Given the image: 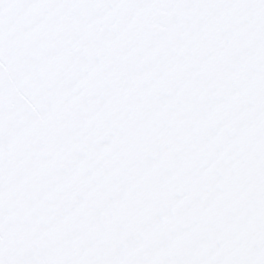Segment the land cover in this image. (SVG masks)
I'll use <instances>...</instances> for the list:
<instances>
[{"label": "snow or ice", "instance_id": "6c2138e0", "mask_svg": "<svg viewBox=\"0 0 264 264\" xmlns=\"http://www.w3.org/2000/svg\"><path fill=\"white\" fill-rule=\"evenodd\" d=\"M0 264H264V0H0Z\"/></svg>", "mask_w": 264, "mask_h": 264}]
</instances>
